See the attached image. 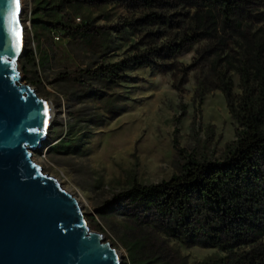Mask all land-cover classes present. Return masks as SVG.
I'll list each match as a JSON object with an SVG mask.
<instances>
[{
    "label": "rangeland",
    "instance_id": "374dc122",
    "mask_svg": "<svg viewBox=\"0 0 264 264\" xmlns=\"http://www.w3.org/2000/svg\"><path fill=\"white\" fill-rule=\"evenodd\" d=\"M67 1L20 0L24 49H33L35 66L30 69L41 83L29 81L22 58L19 82L32 87L52 110L46 140L41 149L33 151V161L77 198L91 229L118 250L121 264H233L221 250L188 247L159 234L148 245L137 233L146 225L144 219L131 220L116 199L134 181L148 185L177 174L184 162L177 158L174 142L199 160L214 161L223 158L235 139L237 123L224 95L219 90L208 91L211 79L219 82L216 75L209 76L213 55L203 53L206 37L170 61L151 55L158 65L170 66L164 72L131 68L124 72V80L109 85L96 80H87L83 86L71 80L56 81L58 73L92 71L120 62L179 33L175 24L172 28L143 22L127 25L142 17L141 9L126 6L121 0L93 5ZM165 1L173 6L153 11L175 22L185 19L180 13L193 15L207 8L182 2L174 6L175 0ZM240 7L241 27L217 52L220 60L216 70L231 76L236 93H241L244 85H253L259 93L260 76L248 59L255 55L263 74L264 0H240ZM34 19L46 21L47 27L42 28ZM57 21L72 28L89 26L92 36H65V31L53 25ZM157 30L164 34L154 43L146 32ZM240 72L245 74V82ZM100 95L109 100L108 105L98 98Z\"/></svg>",
    "mask_w": 264,
    "mask_h": 264
},
{
    "label": "trees",
    "instance_id": "16d2710c",
    "mask_svg": "<svg viewBox=\"0 0 264 264\" xmlns=\"http://www.w3.org/2000/svg\"><path fill=\"white\" fill-rule=\"evenodd\" d=\"M121 1L131 8L141 9L142 17L131 20L127 25L143 22L152 27L167 25L172 28L175 24L179 33L160 45L154 44L120 62L100 66L92 71L83 69L72 73H58L55 80H71L79 86L85 85L87 80H96L109 85L124 80L127 77L124 72L131 68L151 67L164 72L170 66L158 65L151 55L170 61L206 37V51L203 50V53L213 55L209 76L216 75L219 82L211 79L208 91L219 90L224 95L237 127L235 139L222 159L199 160L174 142L176 156L184 162L177 174L148 185L134 181L128 189L116 195V199L123 203L126 215L131 220L136 221L137 218V222H140V218L144 219L146 225L138 228L137 233L148 245L159 238V235H163L188 247L221 250L233 264H264V104L261 103V100L264 101V72L262 74V66H258V61H254L255 55L249 58L248 61L257 68L256 75L260 76L257 79L259 93H256L253 85L240 86L241 93H236L231 76L216 70L220 60L217 52L226 45L234 30L238 31L241 27L240 0H175L174 6L182 2L207 7L199 9L193 15L189 11L180 13L185 18L180 21L183 22V27L180 26L182 23L167 18L160 11H153L173 6L165 0ZM67 2L93 5L105 0ZM217 18H220L221 25ZM33 21L42 28L47 27L46 21ZM53 25L65 31V36L80 35L84 39L92 36L89 26L72 28L62 21ZM197 29L201 31L198 32ZM146 33L154 43L164 34L160 30ZM258 48L259 55L260 50L262 52L261 45ZM21 58L24 62L23 71L29 81L40 84L41 79L30 69L35 66L33 49H24ZM240 75L242 82H245V74L240 72ZM91 93L93 94L92 91ZM255 95L256 102L253 101ZM98 98L105 105L109 104L104 96L100 95Z\"/></svg>",
    "mask_w": 264,
    "mask_h": 264
},
{
    "label": "water",
    "instance_id": "95a60500",
    "mask_svg": "<svg viewBox=\"0 0 264 264\" xmlns=\"http://www.w3.org/2000/svg\"><path fill=\"white\" fill-rule=\"evenodd\" d=\"M23 50L20 0H0V264H121L76 199L31 159L51 121L48 102L19 82Z\"/></svg>",
    "mask_w": 264,
    "mask_h": 264
},
{
    "label": "bare ground",
    "instance_id": "6f19581e",
    "mask_svg": "<svg viewBox=\"0 0 264 264\" xmlns=\"http://www.w3.org/2000/svg\"><path fill=\"white\" fill-rule=\"evenodd\" d=\"M48 108H49V120L51 121V112H52V110H51V106H49V104H48ZM33 153V152H32ZM31 159H32V156H31ZM32 160H34V159H32ZM34 162V161H33ZM67 192V191H66ZM68 193V192H67ZM69 194V193H68ZM75 199H76V201H77V203H78V206H80L81 205V203L77 200V198L75 197Z\"/></svg>",
    "mask_w": 264,
    "mask_h": 264
},
{
    "label": "snow or ice",
    "instance_id": "6c2138e0",
    "mask_svg": "<svg viewBox=\"0 0 264 264\" xmlns=\"http://www.w3.org/2000/svg\"><path fill=\"white\" fill-rule=\"evenodd\" d=\"M19 7V5H17V8ZM16 35H17V38H19V33H16Z\"/></svg>",
    "mask_w": 264,
    "mask_h": 264
},
{
    "label": "built area",
    "instance_id": "2783aa9c",
    "mask_svg": "<svg viewBox=\"0 0 264 264\" xmlns=\"http://www.w3.org/2000/svg\"><path fill=\"white\" fill-rule=\"evenodd\" d=\"M79 20V19H78ZM58 37H56V39H57Z\"/></svg>",
    "mask_w": 264,
    "mask_h": 264
}]
</instances>
